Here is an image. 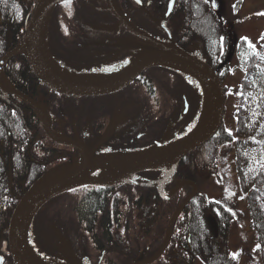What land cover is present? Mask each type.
Masks as SVG:
<instances>
[{
    "label": "trees",
    "instance_id": "1",
    "mask_svg": "<svg viewBox=\"0 0 264 264\" xmlns=\"http://www.w3.org/2000/svg\"><path fill=\"white\" fill-rule=\"evenodd\" d=\"M33 2L0 0V60L21 42ZM142 3L148 4V8L168 3L167 19H174L173 33L177 43L187 51L197 44L199 57L213 69L220 68V79L226 76L229 70L226 62L230 44L228 27L213 10L211 0H142ZM55 19L60 28H65L69 21L79 20L91 23L97 35L117 32L113 27L115 18L103 0H69L59 3L51 12L47 35L49 49L64 48L61 39L58 46L56 36L50 33ZM110 42L107 38V43ZM249 45L240 39L233 52L241 72L235 90L234 131L221 125L211 140L183 157L165 184L164 192L183 181L199 186L206 175L218 176L219 148L231 144L235 173L246 197L257 252L264 264V30L259 48ZM68 48L74 49L75 43L69 40ZM94 49L102 48L96 45ZM52 59L64 71L75 75L102 70L93 65L83 70L75 66L68 69L56 56ZM3 75L11 88L45 105L52 117L54 132L63 137L91 145L107 125L109 134L126 128L112 142L114 150L149 149L158 147L162 140L177 139L193 126L202 107L201 90L178 72L164 67L148 70L116 94L86 99L64 97L51 91L35 77L21 56L8 61ZM77 154L76 149L58 145L46 136L33 108L0 91V264H15L8 252L7 231L20 198L46 171L72 162ZM163 178L161 170H150L136 175L133 182L117 187L86 186L56 196L38 210L31 222L32 249L49 264H84V261L90 264L85 251L84 261L77 256L74 241L58 220L51 221L47 238L36 239L31 233L34 221L48 203L64 194L83 191L72 208L74 224L99 252L95 264H117L114 261L118 258L112 254L118 252L117 248L122 249L118 243L121 236L119 233L115 239L113 229L124 228L121 231L123 239L128 232L121 226L120 202L115 197L121 192L125 204L132 209H141L143 205L149 208L145 222L151 224L156 216L162 219L154 238L148 243H144L145 238L141 240V247L134 244L126 255H120L124 261L116 262L133 264L138 259L152 258L165 241V230L172 215L192 192V187L186 185L169 200H163L156 188ZM208 213L217 222V238L210 228ZM231 218L232 213L220 200L210 199L198 191L173 221L168 246L150 264H193L198 258L204 264H236L237 256L227 249Z\"/></svg>",
    "mask_w": 264,
    "mask_h": 264
},
{
    "label": "water",
    "instance_id": "2",
    "mask_svg": "<svg viewBox=\"0 0 264 264\" xmlns=\"http://www.w3.org/2000/svg\"><path fill=\"white\" fill-rule=\"evenodd\" d=\"M63 1L67 0H34L22 41L0 60V91L16 96L33 108L38 114L42 129L50 140L59 145L74 147L80 153L78 160L46 171L20 198L12 212L7 231L8 250L15 264H38L36 260L49 264L34 252L29 240L31 221L46 202L62 193L83 186L116 187L126 183L139 172L169 166L171 167L170 172L158 187L161 192L165 182L173 175L179 161L213 138L221 126L224 112V90L217 76L219 69L213 70L201 59L174 45L158 42L135 28L115 7L113 0H106L108 8L129 32L146 39L152 45L151 49L110 72L82 76L63 72L49 59L44 46L50 12ZM212 7L214 11H217L215 0H212ZM19 56L26 60L30 70L41 83L52 91L70 98L98 97L114 93L134 81L142 72L153 67H168L188 78L180 70L182 69L192 75L198 83L203 94L202 108L194 126L186 134L169 144L133 152L93 154L92 149L101 144L104 136L88 147L75 140L56 135L53 132L52 119L45 106L6 85L3 69L9 60ZM188 79L193 81L191 78ZM96 170H108L116 178L105 179L92 176L91 172ZM184 185H192L193 192L172 215L166 227L163 245L152 258L138 259L133 264L153 263L167 247L172 223L190 198L197 193V186L185 181L179 183L167 195L160 193L164 200H168Z\"/></svg>",
    "mask_w": 264,
    "mask_h": 264
},
{
    "label": "rangeland",
    "instance_id": "3",
    "mask_svg": "<svg viewBox=\"0 0 264 264\" xmlns=\"http://www.w3.org/2000/svg\"><path fill=\"white\" fill-rule=\"evenodd\" d=\"M218 5L219 14L221 19L228 27L229 33V49L227 51V65L229 70L226 76L221 81L224 87L225 104L222 126L227 130L234 131V110L237 101V89L241 72L237 67V60L233 54L235 43L238 40H244L248 44L259 48L260 37L264 30V0H216ZM157 12V17L152 18L150 12ZM165 9L162 7L160 10L157 8H146L142 14H140V25L138 28L144 33H152L148 29L156 30L155 25L164 21ZM156 19V21H154ZM148 28V29H146ZM133 42L139 41V39L130 38ZM200 50L197 44L193 45L191 52L199 55ZM201 56V55H200ZM161 145L165 144V140H162ZM220 159L218 167V176L206 175L203 181L200 183V192L206 193L210 199L220 200L225 207L232 213L229 225V237L227 241L228 251L231 254L237 256L236 264H261L260 256L256 248V235L251 227L250 213L247 208L246 197L239 187L237 176L234 169L233 159L234 153L231 144H223L219 148ZM171 167L165 166L161 168L164 174L170 171ZM95 171L93 175H95ZM98 176L105 179H115L116 177L108 170H101L98 172ZM83 191H77L64 194L57 199L48 203L41 211L39 216L34 221L32 226V234L36 239L47 238L51 232V221H57L61 224V227L69 234L74 245H76V253L79 258H82L83 251H85L89 257L90 264H95L99 259V252L95 251L88 237L80 231L74 224L73 211L75 199L79 198ZM77 197V198H76ZM119 199V210L121 214L120 223L122 227L128 229L123 239V229H113V236L118 237L119 233L121 241L117 240L122 249L117 248L118 252L112 254L117 259L116 261H124L120 255H126L128 250L136 244L138 247L143 244L140 242L144 240V243H148L155 234H157L158 224L161 222L162 217L156 216L154 221L149 224L145 222V217L149 212V208L143 205L140 209H132L131 205L125 204L124 194L118 192L115 196ZM165 209V208H164ZM163 211L162 207L160 208ZM208 221L210 223L214 236L218 237L217 224L211 213H208ZM146 233V234H145ZM149 233V234H147ZM53 244V243H52ZM129 246V247H128ZM132 252V251H131ZM82 261L83 258H82ZM120 264L122 262H116ZM84 264L86 262L84 261ZM194 264H203L199 259L195 260Z\"/></svg>",
    "mask_w": 264,
    "mask_h": 264
},
{
    "label": "flooded vegetation",
    "instance_id": "4",
    "mask_svg": "<svg viewBox=\"0 0 264 264\" xmlns=\"http://www.w3.org/2000/svg\"><path fill=\"white\" fill-rule=\"evenodd\" d=\"M103 2L106 8L108 9V11L115 18V22L113 24V27L117 31L115 34L97 35L96 33L93 32L95 28L91 23H87L86 21L81 22L79 20H72V22L69 21L68 25L65 28H60L59 24L57 23V20L55 19L54 21L55 23H52V26H51L52 29H50V33L53 36H56L55 40L57 41L58 46H59V39H61L62 48L63 47L64 48L63 49H58V48L49 49L47 46V42H46L47 54L51 58L53 56H56L58 59H60L65 65V68L70 69L72 66H75L79 70H83V69H86L89 65H93L95 67L102 69L101 71H98V73L100 72L104 73V72L113 71L121 67L125 63L129 62L134 57L140 55L141 53L150 50L152 45L146 39L130 33L128 29L122 24V22L108 8L106 0H103ZM113 2L115 6L120 11H122V13L126 16V18L131 22V24L134 27L138 28V25L141 26L139 23L140 14H142L144 10H146V8L149 10L148 4H143L142 0L139 4L136 2V0H113ZM162 7H164L165 9V4L163 6L162 4H160L155 8L160 10ZM150 16L152 18H156L157 12L155 11L150 12ZM154 21H156V19H154ZM162 24L168 29L170 33H167L165 31ZM141 27L145 28L144 26H141ZM155 27L157 28V31L146 28L150 32H152V33H148L150 37L157 40L158 42L174 45L190 53V51L185 50L183 47H181V45L177 43V40L173 33L175 29L174 19L171 21L169 19H165L163 22L161 21L159 22V24L155 25ZM74 31H76L77 33H73ZM48 32H49V28H48ZM132 37L139 39V41L133 42V40L130 39ZM107 38L111 40L110 43H107ZM69 40L75 43L74 49L68 48ZM52 41H54V39ZM96 45H99L102 49L100 50L94 49V46ZM73 57H76V58L73 59ZM150 69H153V68H149L145 70L144 72H142L134 81H136L137 79L145 75L146 72ZM134 81L130 82L122 89L114 93L108 94V95H113V94L120 92L121 90L126 88L128 85H130ZM108 95L90 97V98H100V97H105ZM80 99H86V98H80ZM109 129H110L109 125H107L105 129L103 130L102 134L100 135V137L92 143L94 144L102 136H104L101 144L98 145L96 148H94L92 152L93 154L108 153V152L138 151V150H132V151L114 150L112 148V142L116 140L117 138H119L123 134V131L126 130V128H124L123 130L119 132H116V133L112 132L110 134H109ZM78 142L82 143L81 141H78ZM83 144L87 145L85 143ZM156 188H157V184H156Z\"/></svg>",
    "mask_w": 264,
    "mask_h": 264
},
{
    "label": "bare ground",
    "instance_id": "5",
    "mask_svg": "<svg viewBox=\"0 0 264 264\" xmlns=\"http://www.w3.org/2000/svg\"><path fill=\"white\" fill-rule=\"evenodd\" d=\"M180 69V68H179ZM182 72H184L189 78H191V79H193V80H195V78L192 76V75H190L189 73H187L186 71H184V70H182V69H180ZM37 262H38V264H43L41 261H39V260H36Z\"/></svg>",
    "mask_w": 264,
    "mask_h": 264
},
{
    "label": "snow or ice",
    "instance_id": "6",
    "mask_svg": "<svg viewBox=\"0 0 264 264\" xmlns=\"http://www.w3.org/2000/svg\"><path fill=\"white\" fill-rule=\"evenodd\" d=\"M136 2L139 4L141 2V0H136ZM251 47V45H249Z\"/></svg>",
    "mask_w": 264,
    "mask_h": 264
}]
</instances>
